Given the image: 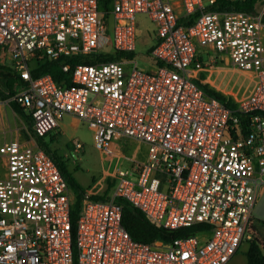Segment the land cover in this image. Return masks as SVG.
I'll use <instances>...</instances> for the list:
<instances>
[{"label": "built area", "instance_id": "1", "mask_svg": "<svg viewBox=\"0 0 264 264\" xmlns=\"http://www.w3.org/2000/svg\"><path fill=\"white\" fill-rule=\"evenodd\" d=\"M259 2L253 13L209 10L204 0H112L108 10L99 0H0V67L17 78L12 99L33 121L28 140L0 138V264H227L252 239L264 252L253 214L264 192ZM139 14L154 24L151 70L134 57ZM44 58L64 59L72 84L34 76ZM219 58L257 74L235 106L189 74ZM64 114L88 123L101 151L115 138L147 147L128 167L119 156L108 198L82 199L75 234L70 184L39 144ZM119 197L168 230L205 226L171 241L135 240Z\"/></svg>", "mask_w": 264, "mask_h": 264}, {"label": "rangeland", "instance_id": "2", "mask_svg": "<svg viewBox=\"0 0 264 264\" xmlns=\"http://www.w3.org/2000/svg\"><path fill=\"white\" fill-rule=\"evenodd\" d=\"M204 3L206 6H209L212 0H204ZM137 20L140 34L134 57L138 61L140 67L151 70L156 67L155 62L148 57L149 48L155 41L154 24L146 14H139ZM218 55L221 58L225 54ZM220 58L214 62L212 60L210 66L202 69L189 68V74L193 79L203 80L210 87L236 102L245 99L257 85L258 78L256 72L254 70L239 68L233 64H228ZM5 91V84L0 77V103L11 111L10 100L12 98L4 97L2 94L6 93ZM73 125L76 128L69 131L67 134H63V131L58 126L47 135L46 140L53 149L58 148L63 152L68 150L71 154V156H69L68 169L86 191L90 186L94 185L107 170L113 171L116 168V165L119 164L120 161L118 154L124 156L122 165H119L120 167L130 166V159L132 157H136L138 160H142L145 157L146 147L142 145L135 155L139 143L129 138H115L110 150L101 151L95 146L93 131L88 123L78 119ZM25 128L22 134L28 140L32 132V127L27 121ZM52 137L54 140L53 142H51ZM76 138L83 143V147L78 151H75L76 147L73 143V140ZM73 152L76 157L73 155ZM108 178H111V176ZM100 186L103 187L102 191L104 192L108 187V181H100L96 187ZM70 188L71 194L76 199L79 195L78 191L72 186H70ZM114 189V186L111 187L110 194L114 192ZM253 214L258 219L256 224L260 235L264 239V192L259 197L254 207ZM248 246V241L243 242L240 253L245 254Z\"/></svg>", "mask_w": 264, "mask_h": 264}, {"label": "trees", "instance_id": "3", "mask_svg": "<svg viewBox=\"0 0 264 264\" xmlns=\"http://www.w3.org/2000/svg\"><path fill=\"white\" fill-rule=\"evenodd\" d=\"M100 7L102 9L108 10L110 9V4L112 0H99ZM260 0H215L212 2L207 9L209 10H217V11H230V10H239V11H247V12H258L261 7ZM122 54H126L125 52H118L116 57L121 56ZM129 56H133L134 53H127ZM113 58V57H112ZM80 58L76 59H67L68 62L74 66L79 62ZM64 59L54 60L49 58H44L42 60H37L33 62V70L32 73L34 76H39L44 73H50L54 79L62 84L66 83L67 85H71V74L64 72L62 68V62ZM93 60H88L86 62H91ZM0 77L2 78L5 87L6 93L2 94L6 98H12L15 93L14 84L16 79L13 74H11L8 68L0 67ZM208 93L218 97L224 102H227L230 106H235L236 102L231 98L226 97L222 93L210 87L203 80H196ZM10 105L12 109L21 115L31 126L33 125V121L31 115L26 111V109L21 106L20 102L14 99L10 100ZM53 137L51 138V142H53ZM39 144L46 149L48 153L52 155L55 161L58 163L63 175L68 180L70 186L75 188L78 191V196L74 200L71 217L73 223V234H75L78 215L80 211V204L84 196L86 195V190L80 185V183L76 180V178L70 173L68 169L69 158L59 154L60 149L51 148L48 144L46 137L39 138ZM108 187L105 193L102 195H94L95 198H108L110 194L111 187L115 185V181L111 178H108ZM116 202L119 203L123 207V224L126 229L129 231L131 236L138 241L141 242H153L158 239H163L165 241H171L174 238L182 235H190L195 233L198 230V227L205 226L204 224L192 225L179 228L177 230H168L155 222H153L143 211H141L138 207L132 204L129 200L124 198H117ZM248 262L247 264H264V252L260 247L259 240L252 239L249 241L248 250L246 252Z\"/></svg>", "mask_w": 264, "mask_h": 264}, {"label": "crops", "instance_id": "4", "mask_svg": "<svg viewBox=\"0 0 264 264\" xmlns=\"http://www.w3.org/2000/svg\"><path fill=\"white\" fill-rule=\"evenodd\" d=\"M214 1L215 0H212V2H214ZM207 7L208 6H206V8ZM76 121H78V118H76L75 116H73L71 114H64L62 116L60 122H59V127L63 131V134H67L69 131L74 130L76 127L73 124H75ZM25 127H26V120L21 115L16 113L12 109V107H11V111H10L3 104L0 103V138L1 139H4V140L17 139L20 141H26L27 139L22 134V131L24 129H26ZM142 145H144V144L139 143V145L137 147L138 149H136L137 151H136L135 155L137 154L138 150L141 148ZM144 146L146 147V145H144ZM61 152H63V151H61ZM64 152L69 153L68 150H66ZM146 153H147V147H146ZM146 153H145V156H146ZM73 155L76 157L74 152H73ZM119 156H123V155L118 154V157ZM113 171L107 170L106 173L103 176H101V178L98 181H96L94 185H92L88 188V190L86 191V195H93V197H94V195L102 194L103 187L102 186L96 187V186L100 181L108 180V177L111 176ZM105 191L103 193H105ZM72 197H73V200H75L74 196H72ZM257 220L258 219L256 218V223H257ZM256 223H255V225H256V228L258 229ZM240 252H241V246H240L239 250L236 252V254L230 259V261L227 264H247V262H248L247 255H246L247 251L245 252V254L244 253L242 254Z\"/></svg>", "mask_w": 264, "mask_h": 264}, {"label": "flooded vegetation", "instance_id": "5", "mask_svg": "<svg viewBox=\"0 0 264 264\" xmlns=\"http://www.w3.org/2000/svg\"><path fill=\"white\" fill-rule=\"evenodd\" d=\"M59 154L65 156V157H67V158H69V156H71V154L66 153V152H61V151H59Z\"/></svg>", "mask_w": 264, "mask_h": 264}]
</instances>
